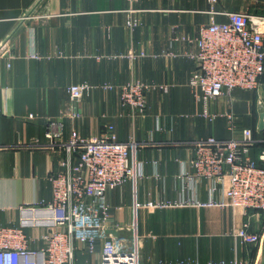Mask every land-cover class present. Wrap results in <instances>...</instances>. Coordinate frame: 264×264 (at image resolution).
Returning <instances> with one entry per match:
<instances>
[{
	"label": "crops",
	"instance_id": "crops-1",
	"mask_svg": "<svg viewBox=\"0 0 264 264\" xmlns=\"http://www.w3.org/2000/svg\"><path fill=\"white\" fill-rule=\"evenodd\" d=\"M214 9L221 14L212 16L206 0H0L1 225L18 226L20 208L52 200L49 177L59 171L62 153L43 148L49 121L57 123L51 133L60 127L62 142L74 130L86 139L99 137L109 125L118 142H136L144 175L135 188L137 203L207 200L204 181L178 179L193 172V142L237 138L228 131V114L239 130L258 134L260 105L264 107V76L257 91L234 90L209 101L212 121L194 99L188 84L197 63L187 54L196 47L186 39L194 41L212 20L226 22L227 12L264 16V0H220ZM128 20L138 24L129 28ZM132 80L168 91L148 92L145 114L133 117L118 93ZM79 84L89 85L90 91L75 104L81 118L74 119L67 88ZM107 84L116 89L104 91L101 86ZM132 192L126 183L107 193L108 228L114 236L128 238L135 223L143 263L237 259L259 264L258 247L232 236L245 223L251 233L259 231L251 213L248 218L239 209L138 208L134 218ZM25 232L30 249L43 247L38 241L43 228ZM99 249L100 244L94 256L77 251L76 264L94 263Z\"/></svg>",
	"mask_w": 264,
	"mask_h": 264
},
{
	"label": "built area",
	"instance_id": "built-area-1",
	"mask_svg": "<svg viewBox=\"0 0 264 264\" xmlns=\"http://www.w3.org/2000/svg\"><path fill=\"white\" fill-rule=\"evenodd\" d=\"M206 1L212 16L221 14L214 9L220 0ZM224 15L226 22L212 20L200 28L194 41L186 39L196 47V52L187 56L197 63L188 85L194 99L203 105V116L211 121L214 116L208 113L209 101L229 95L234 90L257 91L264 76V16L243 12H227ZM137 24L136 20L127 21L129 28ZM30 57L38 59L35 53ZM101 88L104 91L116 89L109 84ZM156 89L168 91L166 86L132 80L118 87L120 103L129 108L131 116H143L146 94ZM89 91L87 84L67 88L72 118H81L75 104ZM29 118L34 117L30 115ZM226 119L228 131L238 137L227 140L209 137L193 142L194 158L189 161L193 172H183L178 176L189 184L204 181L207 200L181 198L144 204L135 201L136 185L144 176L142 164L136 159V142H118L111 125L99 137L86 139L74 130L68 141L62 142L60 127L58 133H51L57 123L49 121L44 135L47 144L43 148L62 153L59 171L49 177L52 200L49 203L39 202L35 208H20L18 226L0 224V264H76L77 251L94 256L98 244L99 254L92 264H145L140 256L141 243L135 223L128 228V238L116 237L108 228L106 195L126 183L132 184L134 218L138 208L163 210L192 207L239 209L244 216L249 218L251 213L258 220L259 212L264 211V168L259 167L251 157V148L258 141L252 129H238L232 114H228ZM259 161L264 162V151L260 153ZM28 212L30 215H27ZM26 228L44 229L38 238L43 243L41 249L29 248L31 237L26 234ZM249 229L250 224L245 223L233 230L232 236L244 245L257 246L261 251L264 232L251 233ZM207 264L242 262L234 259L228 263Z\"/></svg>",
	"mask_w": 264,
	"mask_h": 264
},
{
	"label": "trees",
	"instance_id": "trees-1",
	"mask_svg": "<svg viewBox=\"0 0 264 264\" xmlns=\"http://www.w3.org/2000/svg\"><path fill=\"white\" fill-rule=\"evenodd\" d=\"M254 138L258 141L255 143V145L251 148V155L252 159L258 164L259 167L264 168V163L259 161V155L262 151H264V131L259 132L258 134L254 135ZM258 225H259V231L255 232L257 234H261L264 230V211L259 212V218H258Z\"/></svg>",
	"mask_w": 264,
	"mask_h": 264
},
{
	"label": "water",
	"instance_id": "water-1",
	"mask_svg": "<svg viewBox=\"0 0 264 264\" xmlns=\"http://www.w3.org/2000/svg\"><path fill=\"white\" fill-rule=\"evenodd\" d=\"M258 131H264V107L262 105H260ZM259 264H264V240L261 248V258Z\"/></svg>",
	"mask_w": 264,
	"mask_h": 264
},
{
	"label": "rangeland",
	"instance_id": "rangeland-1",
	"mask_svg": "<svg viewBox=\"0 0 264 264\" xmlns=\"http://www.w3.org/2000/svg\"><path fill=\"white\" fill-rule=\"evenodd\" d=\"M127 237H130V234H129V236H127Z\"/></svg>",
	"mask_w": 264,
	"mask_h": 264
}]
</instances>
